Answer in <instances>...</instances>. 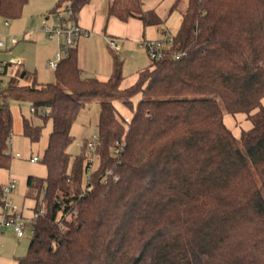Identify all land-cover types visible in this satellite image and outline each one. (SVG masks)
<instances>
[{"label": "trees", "instance_id": "16d2710c", "mask_svg": "<svg viewBox=\"0 0 264 264\" xmlns=\"http://www.w3.org/2000/svg\"><path fill=\"white\" fill-rule=\"evenodd\" d=\"M27 1L0 0V16L19 18ZM71 1L78 14L90 0ZM144 5L111 1L106 25L111 17L162 25ZM181 11L164 56L128 88L118 52L111 50L108 79H87L77 47L58 62L56 82L40 84L18 68L0 88V170L13 158L8 98L48 109L52 121L48 174L28 176L33 236L17 264H264V0H186ZM93 100H100L98 166L84 183L92 157L84 151L71 162L68 148ZM115 100L131 118L119 115ZM224 110L252 123L242 147ZM23 134L37 142L42 127L24 118Z\"/></svg>", "mask_w": 264, "mask_h": 264}, {"label": "rangeland", "instance_id": "374dc122", "mask_svg": "<svg viewBox=\"0 0 264 264\" xmlns=\"http://www.w3.org/2000/svg\"><path fill=\"white\" fill-rule=\"evenodd\" d=\"M70 1L28 0L23 8L22 15L19 18L10 19L8 26L4 25L6 19L3 18L0 39L5 43L6 47L0 48V61L10 66L15 61L24 63L25 69L35 74L37 82L40 84L56 82L55 70L49 69L47 63L49 59L55 60L58 52L63 53L61 51L60 40H50L44 34H41L40 31L43 27L45 16L48 14L52 15L55 10L62 11ZM175 2L176 0H145V7L156 10L157 14L164 21L159 28L155 26L149 27L147 33L148 40H160L177 34L182 22L181 10L186 8V0H182L180 8L173 9ZM51 23L52 19L49 20V24ZM162 29L166 33H163ZM12 40L16 42L14 45L11 43ZM107 43L105 44L108 53L106 55L110 59L111 54L108 51L110 47ZM118 52L120 58L124 61L122 88H128L138 80V71L151 64V58L141 44L129 47L126 51L118 50ZM93 68H95L94 63L91 56L88 55L87 72L84 73L83 77L96 78V75L91 73ZM8 79L6 76L0 74V88L6 87ZM141 98L140 94H136L132 98L134 108ZM7 102L10 105L14 118V131L11 140V154L13 158L9 169L0 170V184L6 185L10 175L18 179L17 188L9 197V200L12 206H15L18 212L25 218H31L34 215L36 202L31 197L26 196L24 182H26V177L30 175L46 177L48 174L44 158L52 132V121L41 114L32 113V104L29 100L8 98ZM114 104L118 109L119 115L124 118L132 117V109L126 107L123 104V100H115ZM99 113L100 100L88 102L81 109L71 131L74 137L72 144L68 148L71 162H73L75 157L83 154L84 151H87L90 157H92V166L90 171L84 175V183L87 182L91 172L98 166V156L94 150L86 149V143L95 141L94 137L98 135ZM24 118L30 120L33 125L42 127V135L37 142H32L24 136ZM224 122L232 130L242 147L240 142L241 135L243 131L252 127V123L247 119V115L244 113L231 114L224 110ZM33 157H38L39 161L32 162L31 158ZM3 202L4 197L0 189V221L2 220ZM32 236L31 224L27 226L25 237L20 241H18L9 228L0 229V264H17L16 258L27 253Z\"/></svg>", "mask_w": 264, "mask_h": 264}, {"label": "crops", "instance_id": "0c3cea01", "mask_svg": "<svg viewBox=\"0 0 264 264\" xmlns=\"http://www.w3.org/2000/svg\"><path fill=\"white\" fill-rule=\"evenodd\" d=\"M111 1L113 0H90L89 3L86 4L77 15V22L79 23V25L83 29L91 33L89 37L82 38L79 41V44L77 46L78 52H79V66L82 70V76H84V73L87 72L86 66H87L88 55L91 56V59L95 67L92 69L93 71L91 73L92 74L94 73L96 75V78L97 76H99L100 77V78L98 77L99 79L106 80L111 76L112 71H113V58L111 54L112 49L111 48L108 49V51L111 54V56L109 55L110 56V59H109V57L106 55L108 53H107V49L105 46V44L108 42V38H113L117 41L120 51H126L129 47H134V45L136 44L140 45L143 41L148 40V37H147L148 29L149 27H152V26L145 25L141 19L131 18L127 22H123V21L118 20L115 17H111L109 18L107 25H106V8H107V5ZM144 8L153 9V8H146L145 5H144ZM50 16L52 15H49V14L46 15L44 20L47 18H49V20L52 19L50 18ZM6 21L10 24L9 20H6ZM6 21L4 25L8 26L9 24L6 25ZM2 26H3V18L0 16V31H1ZM105 26H106V30H105ZM161 26L162 25L155 26V27L159 28ZM162 32L166 33L163 29H162ZM40 33L45 35L42 29ZM45 37L47 36L45 35ZM11 43L13 45L15 44L13 43V41ZM5 47L6 46L4 43V46L0 48H5ZM116 52H118V50ZM50 60H54V59H49V61ZM19 63H20V66L18 68L25 69L24 63H21V62ZM16 70L17 69L15 67H12L9 65L5 69L2 75L6 76L7 78H10L15 73ZM11 177H14V176L10 175L6 184L8 183ZM27 182H28V177H26V182H24V189L26 193L28 189ZM3 187L4 185H1V193H2ZM33 218H34V215L33 217L26 218V219L30 223H32ZM7 228H9L12 231V233L15 235L11 227H1L0 229H7ZM20 240L21 239H18V241Z\"/></svg>", "mask_w": 264, "mask_h": 264}, {"label": "built area", "instance_id": "2783aa9c", "mask_svg": "<svg viewBox=\"0 0 264 264\" xmlns=\"http://www.w3.org/2000/svg\"><path fill=\"white\" fill-rule=\"evenodd\" d=\"M77 13H75L72 7V1L68 5L64 7L62 11H56L50 16L52 17V23L49 24V18L43 21L42 31L45 35L50 39H59L61 51L56 56L55 60H50L48 62L47 67L55 70L57 68V64L63 57L68 55L69 50L71 48L77 47L79 41L82 38H87L90 36V32L83 29L75 17H77ZM9 23L6 21V25ZM13 43H16L12 40ZM173 36H167L160 40H146L141 43V45L147 50L149 56L153 60L160 59L164 56V50L167 44L172 43ZM109 47L117 51L119 50V46L117 41L113 38H108ZM4 43L0 40V47H3ZM177 59L180 58V55L176 56ZM9 66V64L3 63L0 61V74L4 73L5 69ZM18 69L20 66L19 62H13L11 65ZM31 112L35 114H41L43 117L49 115L48 109H41L37 111L36 108L31 107ZM95 141H90L88 146L91 150L95 147L96 136L94 137ZM32 162L39 161L38 157L31 158ZM18 179L16 177H11L10 180L4 187L2 188V196L4 197L3 202V212H2V220L0 221L1 227H11L18 239H22L25 237V230L27 226H29V221L18 212L15 206H12V203L9 200V197L15 192L17 188Z\"/></svg>", "mask_w": 264, "mask_h": 264}]
</instances>
